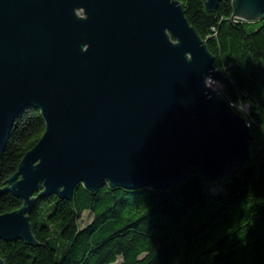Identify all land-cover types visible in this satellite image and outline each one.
<instances>
[{
  "label": "water",
  "instance_id": "water-1",
  "mask_svg": "<svg viewBox=\"0 0 264 264\" xmlns=\"http://www.w3.org/2000/svg\"><path fill=\"white\" fill-rule=\"evenodd\" d=\"M231 1L234 19L264 16V0ZM186 16L177 0H0V157L21 113L33 107L45 122L0 187L23 201L0 215V240L36 243L37 193L166 190L250 162V126L208 85L226 74Z\"/></svg>",
  "mask_w": 264,
  "mask_h": 264
},
{
  "label": "trees",
  "instance_id": "trees-1",
  "mask_svg": "<svg viewBox=\"0 0 264 264\" xmlns=\"http://www.w3.org/2000/svg\"><path fill=\"white\" fill-rule=\"evenodd\" d=\"M177 1L226 74L223 97L251 108L250 130L262 135L252 159L224 180L194 171L166 190L107 183L95 191L80 184L71 199L37 193L29 214L36 243L0 240L3 264H264V16L234 19L231 0L213 12L208 0ZM44 131L39 110L19 115L0 157L1 188ZM22 206L10 190L0 195V215Z\"/></svg>",
  "mask_w": 264,
  "mask_h": 264
},
{
  "label": "rangeland",
  "instance_id": "rangeland-1",
  "mask_svg": "<svg viewBox=\"0 0 264 264\" xmlns=\"http://www.w3.org/2000/svg\"><path fill=\"white\" fill-rule=\"evenodd\" d=\"M236 19H240L242 21H245V22H255V21H247L245 19H241V18H236ZM208 85L213 88L217 93H220L221 95H223V86L221 85L222 83L219 82V81H214V80H211V79H208L207 81ZM239 112H237L239 115H242L244 118L247 119V117L250 116V111H251V108L249 107V105L247 103H242L241 106H239ZM262 139V135L261 134H257V135H254V140L252 142V146L253 144H259L260 143V140ZM252 150V148H251ZM252 155V153H251ZM92 219V216L90 214H86L84 219L82 220V223L81 225H86L87 223H89Z\"/></svg>",
  "mask_w": 264,
  "mask_h": 264
},
{
  "label": "built area",
  "instance_id": "built-area-1",
  "mask_svg": "<svg viewBox=\"0 0 264 264\" xmlns=\"http://www.w3.org/2000/svg\"><path fill=\"white\" fill-rule=\"evenodd\" d=\"M229 104H230V106L233 108V109H235L236 111H237V109H236V106L234 105V103H232V102H229ZM239 110V109H238ZM245 120H247L246 118H245ZM247 123H248V125L250 126V123L248 122V120H247Z\"/></svg>",
  "mask_w": 264,
  "mask_h": 264
},
{
  "label": "flooded vegetation",
  "instance_id": "flooded-vegetation-1",
  "mask_svg": "<svg viewBox=\"0 0 264 264\" xmlns=\"http://www.w3.org/2000/svg\"><path fill=\"white\" fill-rule=\"evenodd\" d=\"M81 14L83 13V10H80Z\"/></svg>",
  "mask_w": 264,
  "mask_h": 264
}]
</instances>
